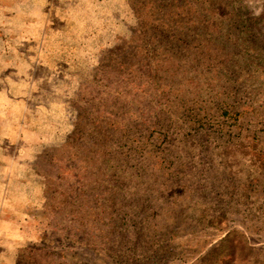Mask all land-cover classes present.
I'll list each match as a JSON object with an SVG mask.
<instances>
[{
	"label": "rangeland",
	"instance_id": "rangeland-1",
	"mask_svg": "<svg viewBox=\"0 0 264 264\" xmlns=\"http://www.w3.org/2000/svg\"><path fill=\"white\" fill-rule=\"evenodd\" d=\"M0 264H264V0H0Z\"/></svg>",
	"mask_w": 264,
	"mask_h": 264
}]
</instances>
